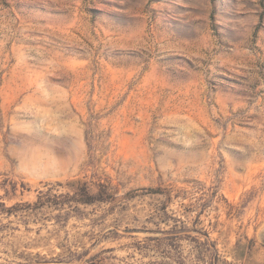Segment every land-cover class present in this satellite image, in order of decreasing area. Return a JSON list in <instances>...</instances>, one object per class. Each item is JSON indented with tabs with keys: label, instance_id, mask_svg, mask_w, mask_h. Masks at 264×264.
<instances>
[{
	"label": "rangeland",
	"instance_id": "374dc122",
	"mask_svg": "<svg viewBox=\"0 0 264 264\" xmlns=\"http://www.w3.org/2000/svg\"><path fill=\"white\" fill-rule=\"evenodd\" d=\"M96 177L116 203L53 204ZM13 185L43 203L0 213V264H264V0H0ZM155 186L205 194L199 221L176 198L160 221Z\"/></svg>",
	"mask_w": 264,
	"mask_h": 264
},
{
	"label": "trees",
	"instance_id": "16d2710c",
	"mask_svg": "<svg viewBox=\"0 0 264 264\" xmlns=\"http://www.w3.org/2000/svg\"><path fill=\"white\" fill-rule=\"evenodd\" d=\"M66 186L68 187V191L65 193H61L59 196H61V200H55L53 201V204L56 207H60L65 205L66 203H71L75 205H83V206H92L95 204H103L107 203L109 205H113L117 201V190L112 187V185L105 181H102L101 178L96 177L94 179H89V180H83L81 178H75V179H69L66 181ZM148 193L150 194H159L164 196L162 200V209L163 213H159L158 217L160 221H167L166 220V215H168L166 209V206L174 199H179L180 201L186 199L188 200V203H183L181 202L182 205L187 206L190 208V211L192 209L196 210V215L194 216V219L198 222L199 217L203 214L206 206H207V198L205 194L203 195L202 192L200 193L199 196H194L192 191H186L184 190L183 192L175 193L172 192L170 189L167 191H163L159 186L155 187H149L147 189ZM197 190L202 191V189L198 188ZM196 190V192H198ZM17 192V187L16 185H13V187L8 190L4 189V194H0V213H6L10 214L14 212L18 207L23 206L24 208H35L39 207L43 202L41 201V194L42 192L40 191V195H37L36 199L33 202H19L15 201L10 205H6L5 200H11L14 198L15 194ZM134 193V190H130L126 192V196L131 195ZM191 193V194H190ZM190 194V195H188ZM189 210V209H188ZM137 229V228H136ZM134 229L133 231H137ZM190 229H182L179 231H174L176 232V235L174 234L175 238L178 240L184 239L186 237H190L191 235L188 233ZM148 231L151 232H159V233H164L168 234L171 233V230H160V229H150ZM208 233L204 232V237H205V242H197L198 243V248H196V256L195 259L197 261H203L205 259L206 253L212 258V260L215 259V256L217 255V248L215 242H210L208 240ZM154 238V237H153ZM158 238V237H157ZM195 240V238H194ZM197 240V238H196ZM167 248L166 244H163V247ZM166 253V252H165ZM98 258V259H97ZM87 264H102L101 258H99L98 253L93 254L90 256L88 259H86Z\"/></svg>",
	"mask_w": 264,
	"mask_h": 264
}]
</instances>
